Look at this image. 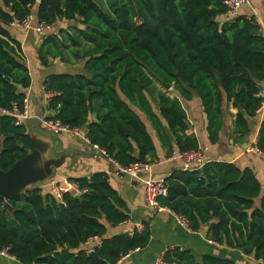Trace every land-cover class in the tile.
<instances>
[{
	"label": "trees",
	"instance_id": "1",
	"mask_svg": "<svg viewBox=\"0 0 264 264\" xmlns=\"http://www.w3.org/2000/svg\"><path fill=\"white\" fill-rule=\"evenodd\" d=\"M32 13L36 21L55 24L74 21L43 36L37 57L65 61L64 48L87 42L79 56V71L49 74L44 89L51 92L48 108L54 118L86 128V137L119 165L147 161L155 152L143 111L162 136L160 117L175 136L178 150L199 148L186 134L187 117L177 97L159 91L151 105L149 89L156 82L171 84L185 100L199 97L207 120L208 138L218 140L223 103L237 110L234 134L238 141L250 134L249 119L264 103L259 81L264 80V36L253 16L226 14L221 0H0V109L21 104L31 83L20 42L8 26ZM94 119L90 120L91 114ZM257 148L264 154V119ZM33 148L24 124L0 112V169L8 170ZM80 195L52 194L32 187L7 198L12 211L0 204V248L14 264H116L125 254L147 246L150 230L107 234L108 226L129 219L125 202L105 172L74 180ZM162 206L183 216L192 231L207 225L218 244L241 251L264 264V193L250 168L228 161H207L202 170L176 169L165 177ZM259 199L256 203V199ZM257 204V205H256ZM98 236L101 244L86 253L85 242ZM169 264H238L214 255L197 263L190 250H166Z\"/></svg>",
	"mask_w": 264,
	"mask_h": 264
},
{
	"label": "crops",
	"instance_id": "2",
	"mask_svg": "<svg viewBox=\"0 0 264 264\" xmlns=\"http://www.w3.org/2000/svg\"><path fill=\"white\" fill-rule=\"evenodd\" d=\"M248 1L249 3L240 9L238 15L253 16L259 25V32L264 36V0ZM231 18L226 13L217 16L216 20L224 22ZM71 22L74 21L59 19L52 25L50 32H53L58 25L61 28L63 23L73 26ZM8 31L13 38L20 42L23 62L31 77L30 85L23 90L28 100L30 117L22 124L26 127L29 135L37 139L41 143L40 145L46 149L45 158L57 159V166H52L51 175L45 180L35 182L29 188L38 187L43 195L50 194L52 184L60 182L62 179L88 178L95 172H105L108 175L109 183L125 202L129 215L128 220L116 226H108L107 234L112 236L121 232H131L138 224H147L150 230V240L147 246L131 251L128 256L121 258L116 264H154L160 252L170 251L173 248L190 250L197 263H201L202 255L209 254L231 259L238 264H263L260 260H255L252 256L244 254L240 248H231L214 242L207 235V225H203L197 231H192L184 227L178 215L171 210H153L147 206L143 199L141 179L148 173L142 172L135 178L121 174L115 162L105 157L84 139L65 133H52L43 129L40 119L54 115V111L48 108L44 90L46 77L51 73L74 72L72 66L77 64L80 66L81 63L79 60H77L78 62H66L56 58L49 59L48 64L43 66L37 57L43 36L32 29L26 31L14 25H9ZM258 84L260 94L264 95V80L259 81ZM172 97H177L182 105L189 126L186 134L196 138L206 161H228L240 169H252L261 184V191L264 193V155L248 150L257 139L260 123L264 119V103L257 115L249 119V136L243 141H238L233 126L237 110L232 108L231 104L224 102L218 140L216 143H211L208 138L207 120L197 94L191 91V99L185 100L174 91ZM151 105L158 113L156 102L151 101ZM133 109L144 122L155 147L154 154L146 159L151 165V174L154 177L165 178L176 169H180L178 161L169 159L170 152L178 149L175 136L168 129L166 121L160 117L163 132L162 136H159L150 118L137 107H133ZM94 117L95 113H92L90 120ZM81 131L85 134L86 128H81ZM258 201L257 198L256 203ZM2 259L0 257V263ZM14 263L15 261L12 260L1 264Z\"/></svg>",
	"mask_w": 264,
	"mask_h": 264
},
{
	"label": "built area",
	"instance_id": "3",
	"mask_svg": "<svg viewBox=\"0 0 264 264\" xmlns=\"http://www.w3.org/2000/svg\"><path fill=\"white\" fill-rule=\"evenodd\" d=\"M222 4L226 8V13L230 17L237 16L242 7L249 3L248 0H221ZM10 25L18 26L23 30H34L37 34L44 36L52 30V25L45 22L36 21L32 13H28L20 20H14ZM45 90V89H44ZM46 92V91H45ZM52 96L51 92H46L47 101ZM2 114L11 116L14 118V123L16 125L22 124L27 118L30 117L28 100L25 96L22 99L21 104L13 103L10 109H0ZM40 124L43 129L52 133H65L75 137L84 139L86 142L90 143L95 149H97L105 157L109 158L111 161L115 162L104 149L99 148L97 145L92 144L84 133H82L80 127H72L68 124L63 123L60 119L54 117H43L40 119ZM257 139L254 144L251 145L248 150L256 152L258 154H263L256 146ZM264 155V154H263ZM170 160H175L180 163V168L183 170H202L203 166L207 162L202 149L191 148L185 150H173L169 155ZM118 167V171L121 174L127 175L129 177H137L142 172L148 173L146 177L141 179L143 187V199L147 206L151 207L153 210L168 209L160 203V198L166 196L167 194V184L165 178L154 177L151 174V165L147 161H136L128 166H121L115 162ZM66 192H71L75 195H80L85 192V189L80 188L79 185L70 179H62L60 182L53 183L50 188V194H52L56 199L63 203V194ZM181 224L189 228L188 221L183 217L178 215ZM136 230L140 231L143 229L142 224H138ZM190 229V228H189ZM101 244V239L98 236H91L85 242L86 253H91L96 246ZM165 251L159 253L154 261V264H169L163 259ZM130 252L125 254L123 257L128 256ZM0 256L10 258L14 260L7 252V249L0 248ZM122 257V258H123Z\"/></svg>",
	"mask_w": 264,
	"mask_h": 264
},
{
	"label": "water",
	"instance_id": "4",
	"mask_svg": "<svg viewBox=\"0 0 264 264\" xmlns=\"http://www.w3.org/2000/svg\"><path fill=\"white\" fill-rule=\"evenodd\" d=\"M170 88L171 84H164ZM33 148L6 171L0 169V204L8 211L11 206L8 197L21 193L37 181L45 180L51 175L52 166H57V159L45 158L44 149L33 136H30Z\"/></svg>",
	"mask_w": 264,
	"mask_h": 264
},
{
	"label": "rangeland",
	"instance_id": "5",
	"mask_svg": "<svg viewBox=\"0 0 264 264\" xmlns=\"http://www.w3.org/2000/svg\"><path fill=\"white\" fill-rule=\"evenodd\" d=\"M71 23H73V25H75V26L77 25L78 27L82 28V25H79L78 23H75V22H71ZM58 26L53 32H57L58 29H60V26L59 27ZM69 27L70 26H68V24L63 23L61 28L69 30ZM89 47L90 46H89V44L87 42L81 41V43H78V46H73V45H71L70 41L68 40L67 44H66V47L64 48V53H65L64 55H65V58H66L65 61L66 62L77 61L79 56L83 53V51H85V49H88ZM68 64H70V63H68ZM72 67H73L74 71H77L78 69H80V66L78 64L74 65ZM171 89H172V87L166 88L164 86V84H160V83L156 82V88H150L148 91H149V94H150V98L153 100V102H155V99L157 98V94H158L157 92H159V91H163V92L169 94L172 97V92H174V91L171 90ZM0 257L3 258L1 260V263H7V262H11L12 261V259H10V258L3 257V256H0Z\"/></svg>",
	"mask_w": 264,
	"mask_h": 264
}]
</instances>
